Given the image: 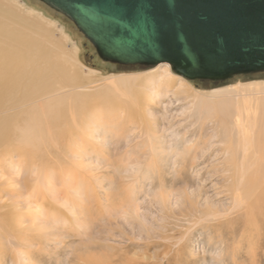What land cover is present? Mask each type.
<instances>
[{"label":"rangeland","instance_id":"1","mask_svg":"<svg viewBox=\"0 0 264 264\" xmlns=\"http://www.w3.org/2000/svg\"><path fill=\"white\" fill-rule=\"evenodd\" d=\"M1 1L19 15H25L42 26L43 33L36 29L26 30L25 33L42 40L46 47L44 53L50 54L55 62L62 63L68 74L76 72L80 77L88 76L96 80V83L89 84L90 90L84 91L108 94L110 90L106 87V80L109 78L118 80L131 76L145 84L147 76L157 72L159 65L122 68L102 62L93 46L69 19L39 0ZM15 26L21 29L19 25ZM55 82V86H58L57 80ZM189 83L202 93L216 90L231 92L226 100L241 93L233 102L264 99V93L257 96L251 93L254 89L264 88V74L237 77L220 84L201 81ZM138 90L134 89L135 92ZM61 91L58 95L67 94L70 89ZM105 94L104 107L99 103L92 106L93 110L103 113L102 127L93 133V139L78 143L71 155L68 154L77 179L69 180L70 173H67L64 181L68 185L65 186L55 179L54 196L67 205L68 213L72 210V222L26 217L25 223L19 226L27 229V233L17 232L9 238L11 241L0 239V264H253L255 258L261 260L264 248L253 260L252 249L245 237L238 235L236 240L227 242L226 247L218 240L217 229L213 227L215 222L200 221L203 214L224 213L231 205L225 193L224 164L227 154L222 152L227 145L222 140L225 138L223 126L217 123L219 120L214 118L213 111L196 107L192 99L168 92L167 96L158 98L154 104L141 107L142 110L138 105L129 108L132 117L128 123L125 118L130 115L128 109L123 113L115 111L116 106L108 105ZM113 97L119 96L115 93ZM106 112L118 117L105 121ZM143 118L146 120L144 128L139 124ZM109 120V123L123 121L125 130L119 132L117 127L114 128L115 133L106 132L104 124ZM226 124L231 130L233 120L227 119ZM149 128L154 135H147ZM150 140H153L152 143H149ZM151 145H154V149L149 148ZM9 149L11 153L4 151L5 148L0 149V204L8 201L11 206H17L19 212L31 216L32 212L27 208L30 196L25 181L32 162L24 160L17 150ZM73 152L75 155H72ZM54 163L55 160L50 165L46 164V168L54 167ZM36 173L34 169L29 176L37 178ZM153 180L156 182L153 183ZM161 181H164L163 184ZM90 183L94 187L87 194L83 188L79 189L81 185L85 187ZM160 189L166 192L165 195ZM96 195L100 199L99 204L94 198ZM75 204H80V207L77 208V205L73 209ZM86 208H90L91 212L85 211ZM31 225L42 228L33 230L29 227ZM232 256L236 259L232 260Z\"/></svg>","mask_w":264,"mask_h":264},{"label":"bare ground","instance_id":"2","mask_svg":"<svg viewBox=\"0 0 264 264\" xmlns=\"http://www.w3.org/2000/svg\"><path fill=\"white\" fill-rule=\"evenodd\" d=\"M19 14L0 0V149L5 148L4 151L11 153L12 150L9 148H13L18 151L20 156L24 157V160L32 162L30 172L28 171L26 177L25 187L30 196L29 204L34 205V207L31 208L28 204L29 207L27 208L32 212V215L29 216L19 212V209L16 210L17 206H11L8 201L0 204V239L8 241H11L9 238L15 236L17 232H28L27 229L19 226L20 223H25L26 217H29L28 219L34 218L33 220L47 217L57 221L64 219L65 223L72 222L70 219L72 210L70 209L68 213L66 211L67 205L54 196L56 183L59 180L64 183L63 186L68 185L64 181L67 173H70L69 180L77 179L78 175L74 173L75 167L72 169V161H68V154L73 151V147H78V143H87L89 138L93 139V133L101 128L104 123L101 118L103 113L99 110H93L92 106L99 103L104 107L105 92L97 94L87 92L90 90L89 84L96 80L88 76L80 77L76 72L71 73L72 75L68 74L62 63L55 62L56 60L52 59L50 54L44 53L46 47L42 40L25 33L29 29H36L43 33L42 26H38L35 21L29 20L25 15ZM15 25H19L21 29ZM47 63L51 65L47 66ZM156 71L155 75L147 76L148 81L145 84H142V80L140 81L139 78H130L131 76L129 78L122 77L118 80L114 79L115 77L107 79L108 86L106 87L110 91L105 94L108 97L105 100L108 105L116 106L115 111L123 113L128 109L130 115L125 117L128 123L132 117L131 108L138 105L142 110L141 107H145L147 104L151 105L150 103L154 104L158 98L163 95L167 96L168 92L182 95L185 99H192L196 107L200 106L213 111L214 118L219 120L217 123L223 126L222 134L225 138L222 140L226 141L223 144L227 145L222 152L227 154L224 164V180L227 183L225 193L229 198L228 200H231V205L228 210L223 208L227 211L222 209L224 213L207 212L203 214L200 221L215 222L213 227L217 229L218 240L222 244L224 243L226 247H228L227 242L236 240L238 235H242L241 238L245 237L244 240L252 249L254 260V257H258L259 250L262 251L264 248V99L246 100L245 103H241L239 100L233 102L232 100L236 99V96L240 97L242 94H235V98L226 100L229 98L228 95L232 94L231 92L216 90L211 93H202L195 90L189 80L174 74L171 66L166 63L160 64ZM56 80L59 83L58 86H55ZM66 88L70 89V92L58 95L59 91ZM136 88L139 90L135 92L134 89ZM113 93L119 97L114 98ZM251 93L254 96L260 95L264 93V88L254 89ZM116 116L111 112H106L104 113V120L107 121L109 118H116ZM229 118L233 120L231 130L226 124ZM110 120L104 124L106 128H103L106 132L115 133L114 128L117 127L120 129L119 132L125 130L123 121L117 120L115 123H109ZM142 121L139 124L144 128L145 118ZM132 123L137 122L133 121ZM110 125L113 127L111 128ZM146 133L149 136L154 135L151 128ZM152 141L150 140L149 143ZM199 142L201 141L199 140ZM149 148L154 149V145ZM54 160V167L46 168V164L50 165V162ZM153 165L155 166V162ZM34 169L37 171V178L29 176ZM154 178L156 177L154 176ZM154 182L156 181L153 180ZM92 187L94 186L90 183L85 187L81 185L79 189L83 188L87 194ZM162 193L166 192L162 190ZM1 197L0 201H2ZM94 198H97L96 202L99 204L100 199L97 195ZM56 206L60 207L57 208ZM76 206L78 208L80 204H75L73 209ZM89 209L86 208L85 211L91 212ZM29 227L33 230H41L42 228V226L35 225ZM241 238L239 237V239ZM240 245L239 243L238 246ZM235 256H232L233 259H231H236ZM262 257L261 260L255 258L256 262L254 260L252 263L264 264V254Z\"/></svg>","mask_w":264,"mask_h":264},{"label":"water","instance_id":"3","mask_svg":"<svg viewBox=\"0 0 264 264\" xmlns=\"http://www.w3.org/2000/svg\"><path fill=\"white\" fill-rule=\"evenodd\" d=\"M69 19L100 60L169 64L189 81L264 74V0H39Z\"/></svg>","mask_w":264,"mask_h":264}]
</instances>
